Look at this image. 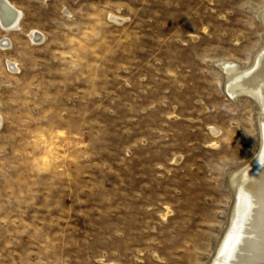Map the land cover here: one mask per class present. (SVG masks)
Wrapping results in <instances>:
<instances>
[{"label": "rangeland", "instance_id": "374dc122", "mask_svg": "<svg viewBox=\"0 0 264 264\" xmlns=\"http://www.w3.org/2000/svg\"><path fill=\"white\" fill-rule=\"evenodd\" d=\"M9 1L0 264H211L260 143L219 64H253L264 0Z\"/></svg>", "mask_w": 264, "mask_h": 264}, {"label": "bare ground", "instance_id": "6f19581e", "mask_svg": "<svg viewBox=\"0 0 264 264\" xmlns=\"http://www.w3.org/2000/svg\"><path fill=\"white\" fill-rule=\"evenodd\" d=\"M23 16L11 1L0 0V24L7 33L23 31ZM260 16L264 26V11ZM29 37L36 43L44 38L37 31ZM4 43H10L6 36L0 40L2 49ZM15 65L8 63L17 70ZM219 68L226 76L224 91L231 99L238 101L246 95L258 106L260 143L257 155L229 180L234 205L211 264H264V46L248 68L230 60L222 61Z\"/></svg>", "mask_w": 264, "mask_h": 264}]
</instances>
